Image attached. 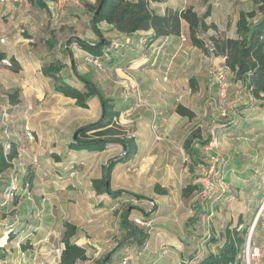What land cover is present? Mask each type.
<instances>
[{
	"label": "crops",
	"instance_id": "1",
	"mask_svg": "<svg viewBox=\"0 0 264 264\" xmlns=\"http://www.w3.org/2000/svg\"><path fill=\"white\" fill-rule=\"evenodd\" d=\"M39 1L0 3V40L4 39L3 42L0 41V52L5 53L7 58L15 57L21 65L19 71H13L0 60V96L10 106L13 130L20 134V137H14V142L20 146L19 155L14 160L17 166L18 189L13 198L0 206V262L6 264L31 259L33 254L29 252L30 248H37L42 240L49 241L51 237L58 236L61 230L58 231L57 224L63 220L61 213L63 214L64 209L75 216L83 214L79 209L82 207L84 212L95 216L109 206L108 210L115 208L117 200L132 196L123 193L113 198L106 191L103 193L96 191L93 180L103 176L107 161L114 156L113 154L121 151L123 145L111 142L102 151L69 148L76 129L101 116L102 101L99 96H94L88 100V107H82L75 98L56 91L53 79L44 74V67L47 65L57 61L63 62L65 66L60 75L78 88H85L79 75L94 83L105 97L115 102L116 108L120 111L119 121L124 123L127 129H132V135L136 137L138 143V151L128 160H120L115 164L110 177L112 189H129L140 193L146 197L144 200L141 199L142 202L160 203V199L161 202L164 199L166 201L167 198L174 196L175 190L174 174L169 169L183 166V161L197 159V153L195 151L189 153L184 144H181L180 149H176L168 143L177 132L179 118L183 116L176 111L175 100L177 94L186 93L185 80H189L185 79L186 71H192L193 68L202 70L201 59L194 58L191 53L193 49L201 53L204 51L192 44L188 23L184 22L181 36H161L151 43L145 40L153 34L152 30L140 31L132 36L119 33L131 41L121 43L120 48L112 54L113 63L106 61L103 69L97 70L92 64L85 62V55L90 56V53L80 48L77 42L62 45V40L58 43L50 39L52 30L58 24L55 6L58 3L63 6V1L43 0L46 7H41ZM170 1L151 2V8L159 13H164L167 8H184H177ZM71 6L66 5L61 10L65 14V19L75 21L79 15H72ZM29 8L31 10L28 13ZM79 12L90 18L91 12L88 8ZM37 34L38 39L45 44L46 51L31 48L30 45L35 42ZM94 35L95 32L91 42L98 40ZM236 35L235 32L228 36ZM61 46L67 51H58ZM74 46L83 51H76ZM177 51H182L180 54L182 58L173 61L172 78L166 81L170 56ZM189 78H193V75L191 74ZM180 84L183 87H180ZM195 84V90L191 88L192 86L189 89L198 92L197 79ZM244 86L247 89V86ZM15 90H18V96L12 101L11 94ZM247 94L244 102L247 106L244 110H247L246 114L249 115L251 108L253 110L258 106L261 108L262 101L255 100L249 90ZM251 116L255 117L254 112ZM26 121L36 136L32 142L24 137ZM236 125L237 129L231 124L229 127L231 131L239 132V124ZM218 130L221 133L220 129ZM3 138V127L0 123V143H3ZM133 159L136 161L134 174L129 175L126 172L120 175ZM88 169L89 175L86 174ZM73 170H79L80 175H72ZM235 170L236 166L231 165L228 169L229 178L235 175L233 173ZM28 171L33 175L30 183L25 179ZM9 180L10 171L0 177V200ZM157 183L168 189L167 194L155 191ZM71 189L73 191H70ZM246 215L238 213V221L241 218L246 224ZM155 220H160V217H156ZM234 220V217H229L225 225L230 221L238 223ZM67 221L76 224L75 221ZM156 221L155 224L159 222ZM65 223L62 222V228L65 227ZM222 224L219 225L218 237L224 230ZM165 226L157 228L159 231L162 229L163 234L162 231L157 232V236L150 233L146 247L147 256L152 254L157 257L160 249L165 248L159 256L164 257L162 253H167L169 248L176 250L182 247L179 237L166 234L170 227ZM75 242L87 246L89 251L86 243ZM223 242V240L206 242L207 252H218ZM44 245L47 251L53 246L50 242ZM138 247L143 246L139 245L137 249ZM63 248L64 243L58 261ZM177 254L181 256L180 251H177ZM49 258L50 256L46 255L45 261ZM145 263L157 264V261L151 258ZM238 264H242V261ZM261 264H264V256Z\"/></svg>",
	"mask_w": 264,
	"mask_h": 264
},
{
	"label": "rangeland",
	"instance_id": "2",
	"mask_svg": "<svg viewBox=\"0 0 264 264\" xmlns=\"http://www.w3.org/2000/svg\"><path fill=\"white\" fill-rule=\"evenodd\" d=\"M62 1L63 6L58 5L59 3L55 6L56 23L58 24L52 30L50 39L58 43L62 40V45L67 44L69 40L75 37L93 40L92 36L95 31L91 19L92 13L89 15L90 18H87L85 14L79 11L87 10V1L95 3L96 0ZM170 2L177 8L193 5L200 14L206 11L208 4H212V14L207 18V21L216 23L218 30L211 28L202 33V37L206 39L217 34V32L226 36L235 33L240 11L255 7L253 0H171ZM66 5H72L70 8L71 11L73 10L72 15H79L77 20L69 21L64 18L65 14L62 13L61 8H65ZM30 10L29 8L28 13ZM99 26L104 37L115 43L112 48L113 51L121 43L131 41L128 37L124 38L116 32L106 22H102ZM38 36V34L35 35V42L31 43V48L36 51H46L45 44L38 39ZM94 37L98 39L99 36L95 33ZM58 49V51H67L64 46ZM74 49L83 51L76 46ZM193 50L192 56L201 59L202 70L193 68L192 71H186L187 77L185 76V79H189L188 81L185 80L186 93L177 94L175 106L184 103L183 105L195 112V116L192 119L186 116L179 118L177 132L168 143L176 149H180L181 144H185V140L193 134L200 132V137L193 143L194 148L197 149V159L191 161L189 159L190 162L183 161V166L179 165L169 169L174 174V196L167 198L166 201L164 199L162 202L160 199V203L142 202L141 199L144 200L146 197L140 193H135L129 189L111 188L113 191L122 190L132 193V196L117 200L115 208L108 210L109 206L100 210L95 216L92 213L84 212L82 207L79 209L80 213L83 214L75 216L64 209L63 214L61 213L63 220L57 224L58 231L61 230L62 232L60 231L58 236L51 237L49 241L42 240L37 248H30L29 252L33 254L31 259L21 260L14 264H55L63 247L62 234L65 227L62 228V222L65 223L67 220L75 221L78 225V234L76 233L73 240L86 243L89 246L88 259L79 261L77 264H99L106 256L111 257L108 264H120L125 250H131L134 253L131 264H147L145 261L151 258L156 259L157 264H190L195 260L190 255L202 256L205 254L207 252L206 242H215L212 238L218 237L219 225L223 223L222 228L225 229V223L229 217H234V222H237L238 213L247 214L245 223L249 225L251 231L257 213L264 205V106L261 105V108L258 106L254 110L251 108L249 115H247V110H244L247 105L244 102L248 97V90L240 81L235 79L233 72L226 67L223 56ZM181 53L182 51H177L170 56L166 69L168 77L166 81L172 78V63L174 60L182 58ZM91 57V55H85V62L92 64L97 70H102L106 61L102 58L100 63H97ZM71 58L73 59V56ZM191 74L193 78H189ZM221 75H223L225 90H222L220 86ZM191 79L199 81L198 92L189 89ZM180 87H183L182 84ZM101 94L105 97L102 92ZM0 101L8 104L2 99V96H0ZM253 112L255 117L251 116ZM119 122L124 125L121 121ZM236 123L239 124V132H233L229 128L231 124H234L237 129ZM249 125H251L250 128ZM12 127L13 120L10 129H13ZM15 132L19 133L17 130ZM126 153V148L123 146L121 151L113 154L114 156L107 161L106 165L115 158L122 159ZM213 164H215L214 167ZM231 165H235L237 170L233 172L235 175L229 178L228 169ZM135 168L136 161L133 159L124 167L125 172L121 171L120 175L126 172L129 175L134 174ZM90 169L87 170L86 174L89 175ZM73 171H76L75 176L80 175L79 170ZM82 174L83 171L81 176ZM190 183L200 185V188H196L189 196H185L182 189ZM134 195H139V198ZM127 210L130 212L129 220L138 225L140 223L137 222V219L146 217V223L150 221L149 224L140 226L151 229L150 233L154 236H157V232L160 231H162L161 234L164 233L162 229L159 231L158 227L165 225L170 227V231L166 234L179 237L182 247L175 248L176 250L169 248L167 253H162L164 257H159L165 249L161 248L157 257H154L152 254L148 256L146 254L148 253L146 248L148 241L142 248L138 247V249L137 243H126L127 230L123 228L121 221L123 213ZM250 210L251 213L249 214ZM156 217H160V220H157L159 222L155 220L157 222L155 224L154 219ZM193 217L195 222H189V219ZM261 225L260 221L256 224L252 238L253 242L258 245L264 241ZM48 242L53 246L47 251L44 244ZM247 244L248 241L241 258L242 264H248ZM177 251L181 252V256L177 254ZM46 255L50 256L47 261H45ZM42 256L43 258H40ZM262 258L257 260V264H261ZM0 264L6 263L0 262ZM251 264H255L254 260L251 261Z\"/></svg>",
	"mask_w": 264,
	"mask_h": 264
},
{
	"label": "trees",
	"instance_id": "3",
	"mask_svg": "<svg viewBox=\"0 0 264 264\" xmlns=\"http://www.w3.org/2000/svg\"><path fill=\"white\" fill-rule=\"evenodd\" d=\"M154 1L161 2L164 0H96L95 3H86L88 10L92 13L93 27L95 33L99 36L98 40L91 42L81 37H75L69 40V43L77 42L79 47L89 52L90 55L113 63L114 57L112 54L120 46L118 45L119 47L113 51L112 48L115 43L104 37L99 26L102 22L111 25L114 30L125 36H132L140 31L152 30L153 34L145 40L148 43L161 36H181L183 24L187 22L192 44L210 54V47H212V54L224 56L225 65L233 72L235 79L246 85L251 96L255 100H261V105L264 106V0H253L254 8L240 11L236 23L237 35L235 37L220 35L217 32L209 39L202 37V33L211 28L218 30L216 23L207 21V18L212 14V4L207 5L203 14H200L193 5H188L182 9L167 8L164 13H159L151 8V2ZM39 4L41 7H46L43 0H40ZM3 58H7L6 54L0 52V60ZM9 59L11 61L10 68L13 71H19L21 65L16 58L12 56ZM64 66L63 62L57 61L44 67V74L53 79L56 91L75 98L78 105L82 107H88V100L94 96H99L103 105L102 115L97 121L76 129L69 148L102 151L111 142L121 143L127 151L125 157L122 159L115 158L108 165H105L103 176L94 179L93 185L98 193L106 191L113 198H117L123 193L131 195L132 193L122 190L113 191L110 187V177L118 161L128 160L138 151V143L136 137L132 135V129H127L125 125L119 122L120 111L116 108L113 99L104 97L90 80L79 75V78L85 84L84 89L65 81L60 75V71ZM191 86L195 90V79H191ZM17 96L18 90H15L11 94V100H16ZM176 111L191 119L195 116L194 111L182 104L177 105ZM199 136V132H197L185 140L184 145L189 153L192 151L197 152V149L193 147V143ZM19 150L20 146L13 141L11 150L5 153L3 143H0V177L11 170L13 161L19 155ZM32 176V173L28 171L25 174L26 181L30 183ZM196 188H200V185L190 183L182 189V193L189 196ZM155 191L160 194H167L168 189L164 188L161 183H157ZM135 196L139 198V195ZM129 213L128 210L125 211L121 221L123 228L127 230L126 243H137L143 246L150 237V229L130 221ZM190 221L195 222L194 217L190 218ZM77 231L78 226L76 224L69 221L65 223L62 236L64 248L61 258L56 264H77L79 261L88 259V247L73 240ZM249 232V225L244 224L241 218L236 224L232 221L228 222L219 237L212 238L215 242L224 241L219 246L218 252L209 251L202 256L190 255L195 259L190 264L240 263ZM110 259V256H106L99 264H108Z\"/></svg>",
	"mask_w": 264,
	"mask_h": 264
},
{
	"label": "built area",
	"instance_id": "4",
	"mask_svg": "<svg viewBox=\"0 0 264 264\" xmlns=\"http://www.w3.org/2000/svg\"><path fill=\"white\" fill-rule=\"evenodd\" d=\"M22 1L23 0H0V3L2 4L19 3ZM1 41L3 42L4 39H1ZM210 52L211 54L213 53L212 47H210ZM91 58L95 62L100 63L101 59L99 57L92 56ZM223 58L225 60L224 56ZM1 61L6 65H9V66L11 65V61L9 58H3ZM221 78L222 79L220 80V86L222 90H225L224 89L225 86L223 83V75H221ZM11 122H12V115L10 112L9 104H5L0 101V123L3 127V133H4L3 149L5 153H8L11 150L14 137H20L19 133L17 134L13 129H10ZM24 137L27 141H30V142L34 141L36 138L35 133L28 121H26L24 125ZM214 160L215 162H217L216 158H214ZM214 166L215 164H213V167ZM16 171H17V166L15 162L13 161V166L10 170V180L7 186L3 190L2 199L0 200V206L5 205L11 198L15 196V191L18 189ZM75 172L76 171H73L72 175H74ZM146 221L147 219H145L144 217H142V219H137V222H139L140 225L149 224L150 221H148L147 223ZM259 221L262 224L261 226H262V230L264 233V205L259 209L254 225L249 233L248 244H247L248 245V253H247L248 254V264H251L252 260H254L255 264H257V260L261 259V257L264 256V241L263 243L258 245L255 242H253V239H252L254 228ZM133 258H134V253L131 250H126L121 259L120 264H131V260H133Z\"/></svg>",
	"mask_w": 264,
	"mask_h": 264
}]
</instances>
